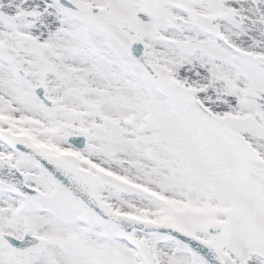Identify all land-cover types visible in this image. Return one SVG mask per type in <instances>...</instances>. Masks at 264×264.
<instances>
[{
	"label": "snow or ice",
	"instance_id": "obj_1",
	"mask_svg": "<svg viewBox=\"0 0 264 264\" xmlns=\"http://www.w3.org/2000/svg\"><path fill=\"white\" fill-rule=\"evenodd\" d=\"M0 264H264V0H0Z\"/></svg>",
	"mask_w": 264,
	"mask_h": 264
}]
</instances>
